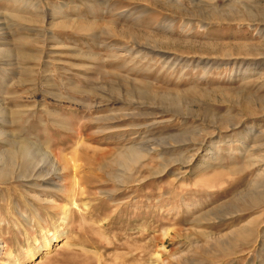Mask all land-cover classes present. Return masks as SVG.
<instances>
[{
  "label": "rangeland",
  "instance_id": "1",
  "mask_svg": "<svg viewBox=\"0 0 264 264\" xmlns=\"http://www.w3.org/2000/svg\"><path fill=\"white\" fill-rule=\"evenodd\" d=\"M0 161V264H264V0H0Z\"/></svg>",
  "mask_w": 264,
  "mask_h": 264
},
{
  "label": "bare ground",
  "instance_id": "2",
  "mask_svg": "<svg viewBox=\"0 0 264 264\" xmlns=\"http://www.w3.org/2000/svg\"><path fill=\"white\" fill-rule=\"evenodd\" d=\"M5 158H7L6 160H9L11 162H14L16 159L19 158V156H22L25 160H29L28 162L30 163V166H31V163L34 162V159L38 156L42 157L43 159H41L44 164H53V170L56 171L57 170V166L53 163V162H50L51 160L49 159V156L47 153H44L41 151L40 148L38 147H31L29 146L26 142H22L18 147H12L9 151H7V153H2ZM52 156L54 157V161H56V164L59 166L61 165L62 167H64L63 164H60V157L56 154H52ZM4 162V161H3ZM2 161H0V165H3ZM14 164V163H13ZM10 166V164H9ZM14 166V165H13ZM29 166V171H32L31 167ZM1 172V171H0ZM57 172H54L52 174H49L45 177L44 181L46 182L47 185L49 186H55L56 185V181H57V177L58 175L55 174ZM2 175V173H0ZM0 175V176H1ZM4 178V177H3ZM255 198V197H254ZM256 201V198L253 199ZM258 200V199H257ZM253 204V203H252ZM237 236L239 237V239L237 241H239L240 239H245L247 238V236L250 235V231L247 230V229H242L240 230L239 232H237ZM49 243V242H48ZM3 248H6L5 246L4 247H1V249ZM7 250V249H6ZM9 253V252H8Z\"/></svg>",
  "mask_w": 264,
  "mask_h": 264
}]
</instances>
